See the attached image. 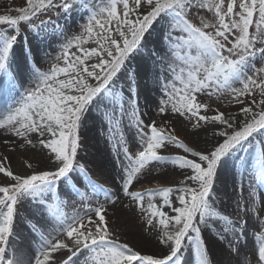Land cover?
I'll use <instances>...</instances> for the list:
<instances>
[{"label": "snow or ice", "instance_id": "1", "mask_svg": "<svg viewBox=\"0 0 264 264\" xmlns=\"http://www.w3.org/2000/svg\"><path fill=\"white\" fill-rule=\"evenodd\" d=\"M0 149V264H264V0H6Z\"/></svg>", "mask_w": 264, "mask_h": 264}, {"label": "rangeland", "instance_id": "2", "mask_svg": "<svg viewBox=\"0 0 264 264\" xmlns=\"http://www.w3.org/2000/svg\"><path fill=\"white\" fill-rule=\"evenodd\" d=\"M16 2H17V3H22L23 0H16ZM4 4H6V0H0V10H2V6H3ZM141 103H142V105H143V101H142ZM142 110H144L143 107H142ZM176 127H177V131H178V133L180 134V136H181L182 138H185L186 141H187V139L189 138V137H188V132H187V130L183 127V125H181V124H179V123H177ZM191 139H192L193 141H195L196 138H195V137H191ZM200 146L203 147V143H202V142H201ZM0 150H2V149H0ZM169 151H170V152H174L175 149L172 148V147L170 146ZM28 155H33V154H32V153H28ZM82 155H83V153H82ZM36 159H39V156H38V155L36 156ZM20 166H21V158H20L19 156H17V157H15V158L13 159V167H14V169H20ZM155 183H156V181H152L151 184H147V185H145V186H146V187H152V186H155ZM117 215H120V213L118 212ZM125 224H126V225L139 224V216H136L135 219H124V218H122V224H121V227H123ZM129 236H131L132 239L135 238V239H133V240H136V239L138 240L142 235L140 234V229H139V228H135V229H131V230H130V234H129ZM128 241H129V243L135 245V243L132 242V240H130L129 238H128ZM144 244H145V243H144ZM135 246H137V245H135ZM137 247H140V246H137ZM141 248H143L145 251H153V250H152L151 248H149V246H147V245H143Z\"/></svg>", "mask_w": 264, "mask_h": 264}, {"label": "bare ground", "instance_id": "3", "mask_svg": "<svg viewBox=\"0 0 264 264\" xmlns=\"http://www.w3.org/2000/svg\"><path fill=\"white\" fill-rule=\"evenodd\" d=\"M85 135H86V143H87V145H88V150H89V152H90V153H95V152L97 151V144H96V139H95V137H96V133H95L94 131H87V132L85 133ZM99 149H101V150L103 149V144H102V143L99 145ZM130 230H131V229H130ZM128 238H129L130 240H132V242H134L135 245H137V246L142 247L143 245H147V246H149V248H151L152 250H155L154 247H153L152 245H150V244H148V243L146 242V240H145V238H144L143 236H141L138 240H137V239H136V240H133V239H135V238L132 239L131 236H128ZM144 243H145V244H144Z\"/></svg>", "mask_w": 264, "mask_h": 264}]
</instances>
